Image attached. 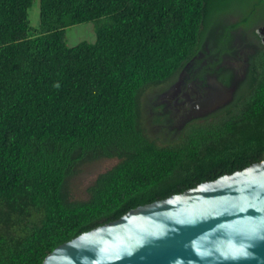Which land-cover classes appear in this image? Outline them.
Wrapping results in <instances>:
<instances>
[{"label":"trees","instance_id":"trees-1","mask_svg":"<svg viewBox=\"0 0 264 264\" xmlns=\"http://www.w3.org/2000/svg\"><path fill=\"white\" fill-rule=\"evenodd\" d=\"M34 1L0 0V264H42L131 209L264 160V0H40L31 34ZM87 23L96 40L68 46ZM206 42L243 52L245 72L226 105L179 129L155 103ZM100 160L117 163L75 198Z\"/></svg>","mask_w":264,"mask_h":264},{"label":"water","instance_id":"water-1","mask_svg":"<svg viewBox=\"0 0 264 264\" xmlns=\"http://www.w3.org/2000/svg\"><path fill=\"white\" fill-rule=\"evenodd\" d=\"M215 84L207 104L229 102L234 89ZM42 264H264V160L131 209Z\"/></svg>","mask_w":264,"mask_h":264},{"label":"flooded vegetation","instance_id":"flooded-vegetation-1","mask_svg":"<svg viewBox=\"0 0 264 264\" xmlns=\"http://www.w3.org/2000/svg\"><path fill=\"white\" fill-rule=\"evenodd\" d=\"M263 27L257 29L260 30L262 42H264V31L261 32ZM236 43L234 41L231 47L236 46ZM203 50L204 52H199L179 73L177 79L158 95L155 103L164 113L171 112L172 122L179 129L189 123L203 120L228 103L218 102L215 106L207 104L213 98L222 97L221 91L215 84H222L218 79V71L224 69L232 72L234 79L228 88H233L234 92L239 82V73L245 72L244 62L247 58L243 52L237 54L232 51L221 54L215 51L210 42L205 43ZM239 59L241 64H238ZM196 60H201L200 64H197Z\"/></svg>","mask_w":264,"mask_h":264},{"label":"rangeland","instance_id":"rangeland-1","mask_svg":"<svg viewBox=\"0 0 264 264\" xmlns=\"http://www.w3.org/2000/svg\"><path fill=\"white\" fill-rule=\"evenodd\" d=\"M29 19L31 22V34L37 33L40 27V0H35L29 10ZM96 40L95 23L75 25L67 29L66 42L72 47L80 42H94ZM241 64V60L240 63ZM117 163L116 160H100L88 165L83 172L73 180L72 194L75 198H85V188L95 179V177L110 169ZM0 234H6L0 226Z\"/></svg>","mask_w":264,"mask_h":264}]
</instances>
